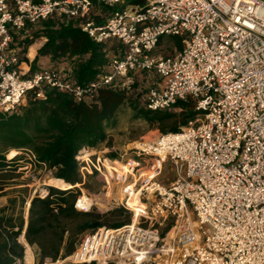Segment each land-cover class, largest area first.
<instances>
[{
    "label": "built area",
    "instance_id": "obj_1",
    "mask_svg": "<svg viewBox=\"0 0 264 264\" xmlns=\"http://www.w3.org/2000/svg\"><path fill=\"white\" fill-rule=\"evenodd\" d=\"M129 1L0 0V111L29 94L43 98L45 88L87 102L140 71L161 78L145 109L189 99L197 111L181 130L140 142L121 161L102 156L90 166L83 151L82 175L119 181L131 220L87 232L67 257L44 264H264V0ZM95 3L109 9L103 23L92 17ZM52 16L123 50L86 85L51 67L25 76L13 32ZM163 37H179L180 50L155 52ZM167 162L176 178L165 184L158 176ZM80 196L75 207L89 211Z\"/></svg>",
    "mask_w": 264,
    "mask_h": 264
},
{
    "label": "trees",
    "instance_id": "obj_2",
    "mask_svg": "<svg viewBox=\"0 0 264 264\" xmlns=\"http://www.w3.org/2000/svg\"><path fill=\"white\" fill-rule=\"evenodd\" d=\"M138 1L130 0L129 3ZM40 36L46 41L35 58L32 61L22 58L29 64V72L36 71L40 56H49L51 61L58 62L68 59L71 68L63 71L71 80L86 85L109 61V48L92 40L73 19L52 16L37 23H27L23 30L13 32L15 40L21 39L17 47L23 54ZM178 43L180 47L181 42ZM51 68L59 69L57 64ZM127 100L125 88L120 86L100 89L90 103L75 101L67 93L45 88L43 98L29 94L26 103L15 110L0 111V196H7L6 203L0 206V264H15L23 260L24 254L25 262L29 264V251L25 252L21 236L35 249L41 264L71 254L83 233L101 226L118 228L130 222L131 214L122 206L105 213L93 208L91 199L82 197L79 204L86 209L92 208L81 211L75 207L77 197L82 194L76 187L83 183L78 156L106 139L107 129L114 127L116 113L123 104L127 103L133 109L136 118L160 124V127L166 119L176 116L152 112L140 107L136 101ZM174 107L181 108L177 114L179 124L167 127L165 132L181 130L197 114L189 102L178 100ZM11 149L19 153L7 159ZM27 164L53 170L54 187H48L44 197L29 199L27 187L15 188L21 184L18 182L23 175L21 168ZM28 200L30 205L25 217ZM108 217L112 220L108 221ZM168 228L169 225L165 227Z\"/></svg>",
    "mask_w": 264,
    "mask_h": 264
},
{
    "label": "rangeland",
    "instance_id": "obj_3",
    "mask_svg": "<svg viewBox=\"0 0 264 264\" xmlns=\"http://www.w3.org/2000/svg\"><path fill=\"white\" fill-rule=\"evenodd\" d=\"M96 13L97 14L94 16V19L101 21L106 19L109 14V9L105 7H99ZM20 40L21 39L18 38L16 41L20 42ZM178 41L180 42L179 37H163L156 47L155 52L161 53L163 55H173L181 48V46H178ZM107 44L108 45L106 46L110 49V54L118 55L123 50L121 44L116 39L107 41ZM123 82L124 85H122ZM119 83L120 87L125 88L126 97L129 99L127 101H136L140 107L145 108L144 101L149 88L159 85L161 83V78L153 71H140L131 74L130 79H123V81L120 80ZM26 99L27 96L22 104L26 103ZM91 101H94V99L88 100L87 102L90 103ZM184 102H189L194 107V103L191 100L188 99ZM180 111L181 108L179 107H173L170 110L159 111V113L176 114V116L164 121L163 125H161V127L165 129L163 131L160 127V124H150L142 118H136L133 109L130 108L127 103H125L116 113V123L114 127L107 129L106 139L102 142H99L94 148L86 150V153L84 154L88 155L82 160L88 161L90 166H92V163L96 164L98 159H100L102 156L106 159H118L121 161L123 159L121 156L124 154L129 156L132 149H134L133 147L137 146L140 142H151L155 140L160 134L166 133L165 131L167 127L172 126L175 123L179 124L180 117L177 116V114ZM17 153H19V151L11 149L7 153V159L12 158L14 154ZM88 157L91 158V160H89ZM21 169H23V175L18 180V182L21 184L16 185L15 188L20 189L21 187H27L29 199L33 196L43 197L48 193V187L51 185H49L46 180L49 177L53 178V170L48 169L45 166L32 167L30 164L24 165V167ZM92 173H87L84 170V174L82 175L83 183H80L81 185L76 187V189L82 193L80 197H87L88 199H91L94 203L93 208H96L101 212L106 213L112 208L119 207L121 201V183L114 179L104 180L101 174ZM175 178L176 175L174 168L170 162H167L163 166L162 172L158 176V179L165 184H168ZM6 200L7 196H0V206L4 205ZM27 203H29V200ZM27 203L25 204V217H27ZM131 217L132 216L130 215V220ZM103 220H105V218ZM111 220L112 219L108 217V221ZM165 227L166 225L161 226L159 231L161 232L163 230L164 232L166 230ZM86 233L79 235L78 242ZM20 241L25 246V251L27 248L31 250V257L33 258L31 259L29 256V264H40L39 257L35 253V249L29 246L24 238L20 237ZM67 256L68 255L65 257ZM46 261L47 263L51 262L50 260H45L41 264L46 263ZM20 262L21 263L18 264H28L25 262L24 257Z\"/></svg>",
    "mask_w": 264,
    "mask_h": 264
},
{
    "label": "crops",
    "instance_id": "obj_4",
    "mask_svg": "<svg viewBox=\"0 0 264 264\" xmlns=\"http://www.w3.org/2000/svg\"><path fill=\"white\" fill-rule=\"evenodd\" d=\"M99 7H103V6L99 5L98 3L94 4V7L92 9V17H93V19H94V16H96V14H97L96 11H98ZM103 20H105V19H103ZM95 21L99 22L100 20H95ZM36 27L37 26L35 25L34 28H36ZM45 41H46V38L43 37V36H40V37L36 38L34 40V42L30 46H28L26 52L23 54V53H20V48L17 47L18 41H16L15 39L13 40L12 47H14V49L16 50V52L18 53V55L20 57V61L18 63V68L20 69V71L25 76L30 75L33 72H29L30 66H29V64L27 62L23 61L22 58L26 57L29 61H32L35 58V56L37 55L38 49L43 45V43ZM105 45H108L107 42L105 43ZM107 55H108V58H111L112 56H114L113 54H110V49H109V52H108ZM56 64H57V68L62 69V70L63 69L70 70V68H71V62L68 59H65V60L63 59L60 62L51 61L49 56H40L38 58V61H37L36 65H35V68H36V70L37 69L39 70L41 68L52 67V66H54ZM21 237L24 238L23 236H21ZM28 255L31 257L30 253H28ZM24 258H25V254H24ZM31 259H32V257H31ZM18 263H21V262L18 261L16 264H18Z\"/></svg>",
    "mask_w": 264,
    "mask_h": 264
},
{
    "label": "bare ground",
    "instance_id": "obj_5",
    "mask_svg": "<svg viewBox=\"0 0 264 264\" xmlns=\"http://www.w3.org/2000/svg\"><path fill=\"white\" fill-rule=\"evenodd\" d=\"M91 151V150H90ZM83 152V151H82ZM86 153V152H85ZM88 153V152H87ZM15 155V154H14ZM88 154H86L85 156H87ZM46 182L49 184V185H51V186H54V181H53V178L52 177H49L47 180H46ZM46 193V192H45ZM28 205V204H27ZM27 250H29L30 251V253H31V250L29 249V248H27L26 249V251ZM25 251V252H26ZM31 255H32V253H31ZM33 258V257H32ZM26 261V260H25Z\"/></svg>",
    "mask_w": 264,
    "mask_h": 264
},
{
    "label": "water",
    "instance_id": "obj_6",
    "mask_svg": "<svg viewBox=\"0 0 264 264\" xmlns=\"http://www.w3.org/2000/svg\"><path fill=\"white\" fill-rule=\"evenodd\" d=\"M30 203H28V207H29Z\"/></svg>",
    "mask_w": 264,
    "mask_h": 264
}]
</instances>
